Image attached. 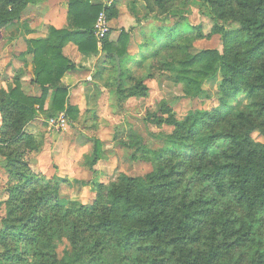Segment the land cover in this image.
Segmentation results:
<instances>
[{
  "label": "trees",
  "instance_id": "trees-1",
  "mask_svg": "<svg viewBox=\"0 0 264 264\" xmlns=\"http://www.w3.org/2000/svg\"><path fill=\"white\" fill-rule=\"evenodd\" d=\"M38 1L0 0V30ZM133 1L167 15L179 0ZM201 1L221 50H195L210 35L184 19L153 34L139 33L134 45L123 29L110 41V30L99 48L93 34L97 16L104 12L110 21L117 7L89 0H69L72 31L51 28L47 38L28 41L32 84L40 96L24 94L19 74L0 88V157L9 179L7 199L0 202V264H116L124 253L132 255L130 264H264V142L253 139L256 133L264 136V0ZM227 24L238 27L227 30ZM70 41L83 53L100 49L104 64L94 79L110 90L118 110L146 96L145 79L167 76L195 98L205 81L220 75L215 108L177 120L170 108L160 107L152 123L172 128L171 150H152L132 133L125 143L134 149L130 158L143 159L151 171L100 182L88 206H63L59 182L39 177L26 161L38 148L25 128L45 112L49 92L51 117L79 116L60 82L73 68L62 54ZM89 157L83 166L92 171L104 159L100 141H92Z\"/></svg>",
  "mask_w": 264,
  "mask_h": 264
},
{
  "label": "rangeland",
  "instance_id": "rangeland-1",
  "mask_svg": "<svg viewBox=\"0 0 264 264\" xmlns=\"http://www.w3.org/2000/svg\"><path fill=\"white\" fill-rule=\"evenodd\" d=\"M141 6L139 22H134L135 27L141 23L153 21L154 23L171 26L176 21L184 19L192 26L199 25L206 37L194 44L195 50L217 49L221 50L218 35H212V21L208 15V7L201 0H179L169 6L168 14L162 15L148 11L145 4L138 1ZM143 7V8H141ZM139 12V11H138ZM160 24V23H159ZM238 26L227 24V30H234ZM4 39V38H3ZM0 40L2 37L0 35ZM8 67L0 60V88L7 89L9 81H4ZM11 77V73L9 74ZM220 75L207 80L202 85V93L195 98L185 96L183 86L174 83L167 76H156L154 79H145L144 85L147 93L144 98H132L123 105L121 110L113 108L114 101L110 98L111 107L97 110L96 121L88 119L83 122L81 112L76 120L66 117L64 130H48L47 124L52 113L44 112L39 131L34 135L37 141V151H30L26 155L31 171L46 180L51 178L59 182V202L67 206L70 202H77L83 206L91 204L95 188L102 182L104 184L115 181L120 175L130 177H144L151 171V165L143 159L130 158L134 149L125 145L129 143L131 134L140 137L142 142L152 150H171L174 144L167 140L172 128L168 126L157 127L154 119L160 115V107L167 106L177 120H181L190 111H209L218 105ZM86 116V115H85ZM107 123V124H104ZM108 123H112L111 125ZM28 133L32 129H26ZM100 141L104 159L96 166L100 170L92 173L83 164L90 160L89 154L92 141ZM253 139L264 142V136L254 134ZM132 140V138H131ZM4 160L0 157V202L7 199V186L9 179L4 170ZM3 206L0 207V214ZM66 243V241L64 242ZM67 244V243H66ZM63 246H60L59 250ZM112 254V253H111ZM109 255V253H108ZM110 258V257H109ZM131 254H122L116 264H130ZM102 264V262H99Z\"/></svg>",
  "mask_w": 264,
  "mask_h": 264
},
{
  "label": "crops",
  "instance_id": "crops-1",
  "mask_svg": "<svg viewBox=\"0 0 264 264\" xmlns=\"http://www.w3.org/2000/svg\"><path fill=\"white\" fill-rule=\"evenodd\" d=\"M68 2L69 0H39L34 5H28L17 22L0 30L2 37V40H0V60L11 73V77H9L10 73L5 72L6 78L4 81L12 82L19 74L21 89L28 96L38 97L41 93L39 86L32 84L34 79L33 54L29 50L28 41L47 38L51 28L72 31L71 16L68 14ZM89 2L93 5L100 4L103 7H109L111 4L116 5L117 16L108 21L109 31L111 30L109 40L112 42L118 39L121 29L131 33V44L134 45V39L139 33L153 34L159 28L166 26L162 22L157 25V23L149 21L135 27L134 22H139V19L136 18L142 16L141 9H136L137 6L142 4L138 1L89 0ZM98 47L100 48V42H98ZM99 50L93 53H83L71 41L62 48V54L69 60V64L73 68L63 75L60 82L62 86L68 89V104L82 111L81 118H84L83 122L88 119L96 121L92 115L93 113L97 115L99 108H112L110 90L94 79L95 72L104 64L103 54ZM103 75V80H105L109 76V72L106 71ZM51 101L52 92H49L44 111L50 108ZM41 121L42 117L38 116L26 126V129L33 130L29 134L34 136L39 131L38 127ZM108 124L111 125L112 123ZM48 130L50 129L48 128ZM97 170H100L99 166L95 165L92 171H89L95 173Z\"/></svg>",
  "mask_w": 264,
  "mask_h": 264
},
{
  "label": "built area",
  "instance_id": "built-area-1",
  "mask_svg": "<svg viewBox=\"0 0 264 264\" xmlns=\"http://www.w3.org/2000/svg\"><path fill=\"white\" fill-rule=\"evenodd\" d=\"M109 32L108 20L106 19L105 13L100 12L97 16L96 22L93 26V34L96 40L101 41ZM50 130H63L66 127V116L64 113H59L58 115L50 118L47 123Z\"/></svg>",
  "mask_w": 264,
  "mask_h": 264
},
{
  "label": "water",
  "instance_id": "water-1",
  "mask_svg": "<svg viewBox=\"0 0 264 264\" xmlns=\"http://www.w3.org/2000/svg\"><path fill=\"white\" fill-rule=\"evenodd\" d=\"M116 64H117V79H118L120 76V66H119V62H118L117 58H116Z\"/></svg>",
  "mask_w": 264,
  "mask_h": 264
}]
</instances>
